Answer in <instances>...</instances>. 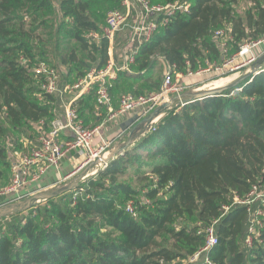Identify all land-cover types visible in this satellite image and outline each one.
Instances as JSON below:
<instances>
[{
	"label": "trees",
	"instance_id": "16d2710c",
	"mask_svg": "<svg viewBox=\"0 0 264 264\" xmlns=\"http://www.w3.org/2000/svg\"><path fill=\"white\" fill-rule=\"evenodd\" d=\"M94 1L0 0V188L11 171V151L23 145L22 137L31 139L28 132L38 136L36 126L43 123L50 130L62 105L58 96L43 92L45 80L35 68L45 63L66 80L108 65L109 39L93 18ZM177 1L189 9L179 11L139 49L130 66L138 74L121 72V81L148 84L152 78L146 76L159 58L176 73L198 72L264 37V0H249L243 13L240 0L159 2ZM219 30L228 38L227 54L214 40ZM45 36L67 43L54 50L55 64L45 58ZM60 65L76 68L62 76ZM159 86L154 84L155 91ZM7 126L20 132L18 145ZM260 184L264 72L222 95L169 112L73 191L0 220V264H201L205 257L190 262L206 246L199 232L216 221L218 243L206 254L211 264H264V217L256 234L250 231L264 203H236Z\"/></svg>",
	"mask_w": 264,
	"mask_h": 264
},
{
	"label": "built area",
	"instance_id": "2783aa9c",
	"mask_svg": "<svg viewBox=\"0 0 264 264\" xmlns=\"http://www.w3.org/2000/svg\"><path fill=\"white\" fill-rule=\"evenodd\" d=\"M119 2L123 10L117 9L109 13L103 34L104 37L113 41L118 34L130 29L129 44L132 46V50H130L126 63L119 68V71L131 72L130 66L135 63L139 49L146 43H149L164 24L169 23L171 18L179 11H187L189 5L180 3L179 1L170 4L156 3L154 0H119ZM94 37L96 38L98 35L96 34ZM214 40L221 48L222 53L227 54L228 38L225 31H217L214 35ZM260 45H264V37L244 44L237 54L232 57H227L226 55L221 63H208L204 69L198 72L189 71L187 75L176 73L175 68H170L157 92L151 93L149 96L139 97L132 94L122 95L119 109H110L108 117L96 128L85 126L78 110L74 106L76 100L65 102L64 98L68 92L78 91L81 95L87 93L93 85L99 84L100 86L97 90L98 106H110L111 95L109 88L111 85L108 82L114 79V74L117 71L114 62L111 61L104 69L92 70L76 84L63 88L60 87L59 74L47 64H40L35 68L34 72L45 80L42 90L46 95L58 96L62 103L63 112L59 113V111H56L55 120L52 122L50 130H45L43 123L36 126L39 134L35 142L28 140L29 143L23 146V150L12 148L10 156L12 179L6 188H0V196L19 194L29 184L38 182L49 170L59 168L61 162L71 151L77 150L84 155L83 167L94 164L105 150L108 149V146L105 145L99 147H94L93 145L95 137L98 136L101 129L108 123L136 111H141V116L146 118L161 107L163 108L162 111L168 109L165 114L170 111L179 110L184 105L192 102L181 99V96L189 89L181 81L184 76L193 78L202 76L203 74L227 75L240 71L242 68L256 63L258 57L253 55V49ZM262 72H264V68L259 66L254 70L253 75L255 76ZM199 91H202V88L195 90V92ZM237 91L240 92L241 89ZM234 94L235 92L232 93V95ZM155 121L156 119L153 122L155 123L154 125L157 123ZM66 137H70V139L67 140ZM107 166L104 165V168ZM258 200L264 203V184L254 186L247 199L244 201L238 200L236 203L252 205ZM226 210H229V208H226ZM261 217H264V211L259 210L255 213L250 228L253 235L257 232V224H261ZM216 223L217 221L212 226L199 232V234H205L207 240L206 246L191 258V263H198L205 257V261L201 264H211L206 254L218 243L214 229ZM252 243L253 237L249 236L247 244L251 246Z\"/></svg>",
	"mask_w": 264,
	"mask_h": 264
},
{
	"label": "crops",
	"instance_id": "0c3cea01",
	"mask_svg": "<svg viewBox=\"0 0 264 264\" xmlns=\"http://www.w3.org/2000/svg\"><path fill=\"white\" fill-rule=\"evenodd\" d=\"M121 10H123V9H121ZM129 30L130 29H127V32H130ZM115 42H116L115 39L113 41L109 40V44H110V46H109V57H110V60H109L108 64L111 61L114 62V59L112 57L114 55V50H115L114 43ZM128 44H129V41H128ZM129 55H130V51L125 54L126 59L129 58ZM253 55L258 57V58L261 57L262 55H264V45H260L256 48H254L253 49ZM159 60H161L163 62V66L166 68V73L169 71L170 68H174V67L169 66L163 59L159 58ZM125 63H126V60L124 59L123 63L122 64L120 63L119 67L117 65H115L117 71L114 74V79H112L108 82L111 85V87L109 88L110 89V95H111L110 106H98L96 100H97V90H98V87L100 86L99 84L93 85L87 93H84L81 95L79 94L78 91L66 93V96L64 98L65 102H73L76 100L74 102V106L76 109L79 108V110L83 116V118H81V119L84 121L86 127L96 128V127L100 126L104 122V120L108 117V115L110 113V109H112V110L119 109L120 99L122 96L120 97L119 95H116L114 93V89H116L120 83H122L123 81H126V80L127 81H133V82H139L140 81V80L133 79V78L124 79L123 81L120 80L118 74L121 72H125V71H121V70L119 71V68L124 66ZM259 66L264 67V63L261 65L259 64ZM106 67H104V68H106ZM129 74L136 76L138 73H136L135 71H133V72L131 71V72H129ZM71 77H73V76L70 75L69 78H71ZM74 77L77 78V82H79V80H81L78 78L76 73H75ZM237 79L238 78L236 76L233 80L236 81ZM77 82L72 83V85L76 84ZM140 82H143V81H140ZM72 85L66 83V80H64V78L60 80V87L61 88L66 87V86H72ZM159 88H160V86H159ZM157 91H154V92H157ZM78 95H80V96H78ZM132 95H134V94H132ZM90 96H92L93 101H89L88 98ZM134 96H136V95H134ZM80 100L81 101L84 100L82 104H80V102H81ZM185 100H187V99H185ZM62 108L63 107L61 105L59 113L63 112ZM141 114H142L141 111L132 112V113H130L124 117L117 119L114 122L108 123L106 126H104V128L101 129L98 136L95 137V139L93 141L94 147H99L101 145H105V146H108V148H111V147L113 148L114 145L122 142V141L119 142L120 139L121 140L126 139V141L124 142L125 143L124 145H126L128 140L129 141L133 140V142H134V141H138L141 138H143L149 132V130L138 128L133 133V135L131 137L127 138L129 131H131L133 128V126H131L133 124H131L129 126V124L127 125V122L133 120L134 118H138V120H140V121L144 120L145 118H143L141 116ZM20 137H22V136H20ZM22 138H23L22 142H24V145H27L29 143L28 140L25 139L24 137H22ZM66 139L69 140L70 137H66ZM133 145H134V143L131 146H133ZM122 147H124V146H122L120 144L119 148H122ZM84 159H85L84 155L77 150L69 152L67 154V156L65 157V159L61 162V165L59 166V168H52L38 182L29 184L27 187L22 189L19 194H14V195H9V196H0V206L7 204V203L19 201V200H24L26 198H29V197L37 195V194H48V193L56 192L57 190H59V188H62V187L64 188V187L68 186L76 178V176L84 168H86V167H83L84 166ZM11 172H12V170H11Z\"/></svg>",
	"mask_w": 264,
	"mask_h": 264
},
{
	"label": "rangeland",
	"instance_id": "374dc122",
	"mask_svg": "<svg viewBox=\"0 0 264 264\" xmlns=\"http://www.w3.org/2000/svg\"><path fill=\"white\" fill-rule=\"evenodd\" d=\"M159 1L160 0H158L157 2L161 3ZM249 5H250L249 0H240L239 5H238V10L241 13H243L249 7ZM120 6H121V4H119V2L117 0L116 1H113V0H96V1H94V4L91 7V12L93 14V18L95 19V21L97 22V24L99 25L101 30H103L105 28L106 20H107L109 13L114 11V10L120 9ZM55 30H56V28L54 29V32H55ZM94 35H96V34H92L93 37H94ZM130 36H131L130 32H127V30H126L125 32L118 34L115 38V40H116V42L114 43L115 50H114V55L112 58L114 59V64L117 65L118 67L120 66V63L121 64L123 63L124 59L126 60L125 54L128 53L130 50H132V46L130 44H128ZM44 38L47 41L46 45H45L46 46L45 51H47V55L49 56V57H45V58H47L53 62L54 50L57 47L60 50L64 49L67 46L66 45L67 43L64 40H59L57 42V37L53 38L50 36H45ZM61 38H63V35H61L60 39ZM75 46H77L76 47L77 48V54L80 56V58H84V56H85L84 52H82L81 49H79L80 47L78 46V44L76 42H72L71 47L75 48ZM53 63L55 64V62H53ZM258 67H259V65H256L254 67L252 65H249L247 67L242 68L240 71H236L234 73H230L227 75L203 74L202 76L193 77V78H189V77L187 78L184 76L181 81L183 84H186L189 88L185 94L194 93L195 90L199 89V88H202L204 90V91L202 90L199 92H206V91H209L210 88H212V87H207V85L213 84L214 82L219 81L220 79H226V78H232V77L235 78L236 76L238 78L237 80L239 81V80L243 79L244 76L250 75L251 72L254 71ZM33 68H34V66H33ZM75 68H76L75 65H70V66L60 65L58 67V71L63 76V74L64 75L68 74L69 72H71ZM92 70H94V68L91 69L88 72V74ZM165 75H166V68L163 66V62L161 60H158V66L152 71L151 75L147 74V76H146V77L152 78V80L148 84L144 83V82H140V81L139 82H133V81H127L126 80V81H123L122 83H120L116 89H114V93L116 95H119L120 97L124 94H132V93L134 94V92H136L134 95H136L138 97L139 96H149V94H151L152 92L154 93V91L156 90V89H154V84L158 85L160 83V86L162 85V81H163ZM71 76H73V77L66 79V83H68L70 85H72V83L77 82V78L74 77L75 73H73ZM233 79H232V82L228 83L226 86H230V85L234 84V82H237V80L234 81ZM131 91H134V92H131ZM170 112H172V111H170ZM167 114H163V116L161 118L163 119ZM161 118H160V120H162ZM7 127L9 129V131L11 132L10 140L13 139L14 141H16L15 145H18L19 144L18 143L19 142V136L21 135L20 132L13 130L9 126H7ZM145 129L148 130V128H145ZM35 131H37V130H35ZM150 131H151V129H150ZM36 134L37 133H35V132L34 133L28 132V136L31 138L30 139L31 141L35 142L37 140ZM17 139H18V141H17ZM120 141H122V142L119 143V145L121 144L124 147L127 146L130 142L128 140L126 145H124L125 144L124 142L126 141V139L125 140L120 139L119 142ZM5 142L7 144V141H5ZM137 142L138 141L132 142L131 144L128 145L129 147L127 146L126 149L130 148L133 143L135 144ZM119 145H117L118 148H119ZM23 146H24V143H23V145L19 144V146H15V147L18 148V150H23ZM115 146L116 145H114L113 148L112 147L108 148L107 150H105V152L103 154H105L108 157L112 153L111 150H113L115 148ZM124 152H125V150L121 151L116 156H113L111 158V161L116 159L118 157V155H120ZM97 166L98 165L93 166L87 172V174L90 175L89 177L93 176L92 173L95 172L96 170H98ZM102 166L103 167L101 169H104V164H102ZM130 170L133 171V169H130ZM11 177H12V172L10 171L8 174V180L2 185L1 189L6 188L8 186V183L10 182ZM81 182H84V181L81 180ZM62 188H59V189H62Z\"/></svg>",
	"mask_w": 264,
	"mask_h": 264
},
{
	"label": "water",
	"instance_id": "95a60500",
	"mask_svg": "<svg viewBox=\"0 0 264 264\" xmlns=\"http://www.w3.org/2000/svg\"><path fill=\"white\" fill-rule=\"evenodd\" d=\"M263 63H264V55L259 57L257 62L252 66L254 67L256 65H259V64L261 65ZM253 73H254V71H252L250 75L244 76L243 79L235 82L234 84H232L230 86H226V87H223L220 89L210 90V91H206V92H194V93H190V94H183L181 96V99L182 100L187 99V100H190L193 102V101H201V100H204L208 97H214V96L222 95L225 91L230 90L232 88H235L240 83L245 81L246 79H249L253 75ZM162 110H163L162 107L158 108L154 113H152L150 116L146 117L142 121L138 120V118H134L133 120L128 121L127 125L129 124V126H130L131 124H133V125H131V126H133V128L131 131H129L127 138L131 137L133 135V133L138 128L145 129L149 124L153 123L154 120L156 119V117L161 113ZM132 142H133V140H130L129 144H131ZM117 145H119V144H116L115 148L113 150H111L112 153L108 157L105 154H103L96 160V162L94 164L89 165L86 168H84L68 186H66L62 189H59L56 192H52V193H48V194H37V195L31 196L29 198H26L24 200H19V201L7 203V204L0 206V220H2L4 218H8V217H10L16 213L22 212V211L27 210L29 208H32L36 205L46 203L49 200L56 198V197H59V196L65 194L67 192L73 191L75 188H77V186L79 185L81 180L84 178V176L87 174V172L90 170V168H92L93 166H96L98 164H104L107 166L111 162V158L113 156H116L121 151L126 150V148L128 146L127 145L125 147L118 148Z\"/></svg>",
	"mask_w": 264,
	"mask_h": 264
},
{
	"label": "bare ground",
	"instance_id": "6f19581e",
	"mask_svg": "<svg viewBox=\"0 0 264 264\" xmlns=\"http://www.w3.org/2000/svg\"><path fill=\"white\" fill-rule=\"evenodd\" d=\"M234 77H232V78H226V79H220L219 81H216V82H214L213 84H210V85H207V87H212V88H210V90H216V89H219V88H223V87H225L228 83H230V82H232V79H233ZM203 90V89H202ZM204 91V90H203ZM166 110H168V109H166ZM166 110H164V111H162L161 113H160V115L156 118V121L155 122H158L159 120H160V118L163 116V114H165V112H166ZM154 124L155 123H153V124H149L146 128H148V130L150 129V128H152V126H154ZM103 166H102V164H98V166H97V169L98 170H96L95 172H93L92 173V175L94 176V175H96V173L99 171V170H102L101 168H102ZM90 175H85L84 176V178L82 179V181H85L86 179H88V177H89Z\"/></svg>",
	"mask_w": 264,
	"mask_h": 264
}]
</instances>
